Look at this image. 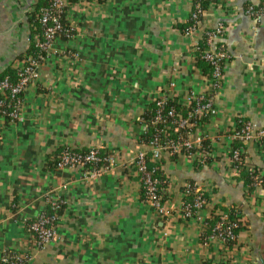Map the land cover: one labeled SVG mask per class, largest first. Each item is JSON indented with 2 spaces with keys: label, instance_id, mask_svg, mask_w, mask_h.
<instances>
[{
  "label": "crops",
  "instance_id": "obj_1",
  "mask_svg": "<svg viewBox=\"0 0 264 264\" xmlns=\"http://www.w3.org/2000/svg\"><path fill=\"white\" fill-rule=\"evenodd\" d=\"M35 1L0 0V69L25 51L29 34L23 13ZM249 4L258 8L264 0H215L204 8L199 28L189 33L183 26L193 0H107L105 10L92 15L72 9L82 32L72 41L53 42L39 66L38 83L24 93L21 117L6 121L0 116V256L5 248L17 256L26 250V221L46 205L47 190L65 199L56 235L44 248L32 249L24 264L212 261L217 246L201 243L202 222L179 213L182 186L192 180L212 187L203 219L216 204H232L244 220L235 244L222 255L238 264H264V181L250 198L229 158L235 138L227 135L239 113L264 126V12L256 19L245 11ZM219 22L229 59L224 85L214 99L217 112L189 138L193 147L207 138L211 157L199 165L181 150L173 157L163 153L162 168L171 179L163 201L167 212L159 214L141 198L139 177L130 165L149 148L138 140L146 129L140 114L160 93L188 103L194 93L207 90L209 77L195 64L192 43ZM68 45L79 51L76 59L64 56ZM241 142L247 168L256 164L263 177L257 142ZM64 144L116 149L122 162L84 181L78 167H48Z\"/></svg>",
  "mask_w": 264,
  "mask_h": 264
},
{
  "label": "built area",
  "instance_id": "obj_2",
  "mask_svg": "<svg viewBox=\"0 0 264 264\" xmlns=\"http://www.w3.org/2000/svg\"><path fill=\"white\" fill-rule=\"evenodd\" d=\"M19 2L20 0H14ZM49 5L41 6L39 8V20L42 26L41 32H34L36 45L45 51V54H40V59H37L33 54H24V59H15L14 64L18 68V79L15 82H11L6 76L0 78V90L6 89L8 95L3 94L0 97V116H9L10 121L17 120L21 117V109L24 104V93L30 87L38 83L40 78L39 66L43 60L49 56L52 52L53 42L57 39L58 33L61 31L66 34L67 38L65 41H72L75 36L79 35L82 30L76 24L73 16L72 9L76 8L81 10L84 15H92L96 13H101L105 10V4L107 0H76L75 3L69 2V0H48ZM201 0H193V8L190 12L189 20L190 23L183 29V33H189L195 31L199 28V25L203 19V10L201 6ZM215 5V0L210 2ZM209 3V5H211ZM211 5V6H212ZM32 9V5L27 6L24 10L23 16L26 17L28 10ZM245 11L251 16L258 19L260 15L264 12V4L255 8L252 4L247 5ZM27 23V22H26ZM28 25V24H27ZM224 33V25L219 22L213 28H204L203 33L200 38L196 39L192 43V48L197 50L199 48V39L204 40L203 47L201 48V56L207 59L212 65L213 70L209 77V86L205 92L199 94H193L192 98L195 99V107L190 111V114H198L199 117H207V119L213 118L214 114L217 112V107L215 105V97L220 95L224 85V69L225 65L228 63V55L224 49L223 43L221 42ZM29 34V32H28ZM30 38V34H29ZM63 54L66 58L70 57L76 59L79 55V51L68 45L67 48L63 50ZM254 83V82H253ZM251 83V85H253ZM253 86H248L249 90H252ZM10 97H14V103ZM171 96L168 92H163L157 95L156 99L157 105L161 106L167 99ZM179 100V99H178ZM6 106H11L9 109ZM168 116H174V109L170 107L167 111ZM241 114L239 113L238 116ZM237 116V115H236ZM162 117L160 113L155 116L156 120H161ZM188 117L173 118V123L176 124L174 131H179V128H185L189 125ZM164 131V129H162ZM192 131L187 130L184 139L172 140L165 137L163 142H160L158 136L153 137L149 143H146L151 151V156L154 159H158L165 152L171 150L177 152L182 149L187 150L193 147L190 135ZM206 135V134H205ZM235 139L241 141H255L257 146L264 157V126H257L251 119H246L242 122V126L239 129H233L229 134ZM165 136V135H164ZM79 146H73L66 144V147L59 154L54 169L57 168H72L78 167L80 170V178L84 181L89 180L90 177L100 174L103 170L114 167L116 164L122 162L120 159V154L116 149L107 148V153L104 156L99 155L98 146H90L88 150L84 153H79L78 150H74ZM147 150V149H146ZM146 150L139 152L134 158L130 160V165H133L134 170L138 174L140 186L145 188V195L142 198L146 202H150L154 207L155 211L159 214H165L167 209L161 200L162 194H159L157 190L158 179L152 177V170L146 169V164L144 160V154ZM243 150V145L238 147H230V161L233 169L237 164H244L246 162V157H241V151ZM78 151V152H77ZM190 156L194 155L201 157L203 162L204 158H207L211 154V149L206 150H192L188 153ZM99 160H103L100 165L97 164ZM170 177L168 178V184ZM254 188L247 194L250 198L257 195L258 185L264 181V176L261 177L259 174L254 175ZM166 191V190H163ZM188 192H194L195 198L193 201L182 200L179 206L180 216L187 220H200L202 223L204 219L201 217L202 209L209 203V198L205 194L211 197L212 187L207 184H197L192 182L190 185H186L183 189L184 195ZM169 196L166 193L167 200ZM45 202L51 205V209L54 210L53 213L46 212V205L40 209L38 214L27 223V228L30 232L29 244L25 251L21 252L18 256L10 252L9 249H4L1 252L0 264H24L25 259H27L32 251V249L44 248L56 235V223L54 220L59 219V215L55 213L56 209L63 203L65 199L59 193L53 191H45ZM228 209H234L235 218H231L228 209H218L216 211L217 218L211 228V232L202 242L203 246L208 247L211 245L217 246V257L212 260V264H238L235 261H230L228 257L222 255L223 252L228 253L231 249L228 244L229 241L237 240L238 232L236 229L240 230V221L242 217L235 205H226ZM166 234V232H163ZM233 242V245L235 244ZM232 245V246H233ZM246 264H251L247 261Z\"/></svg>",
  "mask_w": 264,
  "mask_h": 264
},
{
  "label": "trees",
  "instance_id": "obj_3",
  "mask_svg": "<svg viewBox=\"0 0 264 264\" xmlns=\"http://www.w3.org/2000/svg\"><path fill=\"white\" fill-rule=\"evenodd\" d=\"M212 0H201V6L202 8H205L209 5V3ZM69 2L71 3H75L76 0H69ZM49 5V1L48 0H36L33 4H32V9L28 10L26 13V17L25 20L27 22V27H28V32L30 34V38H29V42L28 45L25 49V51H21L19 53H17L16 58L18 59H24V54L28 53V54H33L34 56L37 57V59H40V54H45V51L43 49H41L39 46L36 45L35 42V37L33 36L34 32H41L42 31V26L38 17L39 14V8L41 6H47ZM257 7V6H254ZM190 23V20L188 19V21L185 23V25L183 26V29ZM58 37L59 39L65 40L67 38L66 34L63 32H59L58 33ZM199 48L197 50L194 51V59H195V64L200 67L208 76L211 74L212 70H213V65L205 58H203L201 56V48L203 47L204 44V40L203 39H199ZM7 77L11 82H15L19 75H18V68L15 66L14 62H10L8 63L5 67H3L2 69H0V78L3 77ZM6 94L8 95V91L6 89L4 90H0V97ZM15 97V96H14ZM14 97H10L11 99V105H12V101L14 100ZM14 103V101H13ZM195 99H191L188 103H184L181 102L177 99L176 96L170 97L169 99H167L161 106L157 105L156 103V99H153L152 101H150L147 105V107H145L143 109V111L140 114V118L141 121L146 123V129L141 132L140 134H138V140L144 144L149 143L150 140L155 137L158 136L160 142H163L165 137L167 136L168 138L172 139V140H177V139H184L187 130L193 131V129L198 125H205L206 121H207V117H199L198 114H190V111L193 107H195ZM11 106H6L5 108L9 109ZM170 107H172L174 109V116H168L167 115V111L168 109H170ZM160 113L162 119L161 120H156L155 122V116ZM180 117H188V121H189V125H187L185 128H179V131H174V127H176V124L173 123V118H180ZM6 121H9V116L5 115L4 116ZM248 118H245L244 116L240 115V116H236L235 117V124H236V129H239L242 126V122L244 120H246ZM164 129V131L162 130ZM165 135V136H164ZM264 141V140H263ZM233 147H238V146H242V142L239 139H235L231 142ZM66 147V144H64L54 155V158L47 161V165L50 168H54V165L56 164V161L58 159L59 154L62 152V150ZM90 146L86 147V146H79L78 148H75L74 150H78L79 153H84L88 150ZM99 149V155L102 157L104 155H106L107 153V148H103V147H98ZM211 149L212 146H209V140L207 138H204V140L201 142V145L198 147H192L189 148L187 150L182 149L181 151H183L184 153L188 154L190 153L192 150H206V149ZM77 151V152H78ZM177 152L171 150L170 151V155L171 157L175 156ZM246 152L243 150L241 151V157H245ZM209 157V156H208ZM204 158L203 161H208L209 158ZM211 157V156H210ZM201 157L196 156L195 157V162L196 164L201 165L202 161L200 160ZM144 160H145V164H146V169L147 170H152V177H156L158 179L157 182V192L159 194H162V198L161 200H165L166 199V193L168 195L167 191H163L167 189L168 187V178L169 176L165 173V171L162 168V163H163V155H161V157H159L158 159H154L151 156V151L148 148L144 154ZM102 162H104L103 160H99L97 162L98 165H100ZM234 164V163H232ZM234 167H236V169L240 172V176L239 178L243 181V184L246 186L247 189V193L249 191H252L254 188V175L259 174V172L255 169V165L252 166V168H247L249 167V164L247 162L244 161V164H237ZM188 185L192 184V180H189ZM186 184H184L182 186V188L184 189L186 187ZM140 195L141 198L144 197L145 195V188L143 186H140ZM207 196V198L210 199V196L208 194H205ZM184 200L186 201H193L195 198V193L194 192H188L184 195ZM65 206V203L61 204L59 206V208L56 209L55 213L57 215H60V213L62 212L63 208ZM46 212L47 213H53L54 210L51 209V205L49 203H46ZM218 209H228V207L226 205L223 204H216V206H214L212 208V210L210 211V214L208 216H206L204 218L203 221V225H202V230L200 233V241L201 243L205 240V238L208 236V234L211 232V228L217 218L216 215V211ZM229 210V214L231 218H235L234 209H228ZM33 219V218H32ZM32 219L27 220L26 222L29 223ZM57 222V218L54 220V223ZM245 223L244 220L240 221V227H244ZM236 231L238 232L239 229ZM235 241V240H234ZM233 240L229 241L228 246L231 248L233 245ZM12 254L13 252L10 251ZM224 254V252L222 253ZM201 264H212L211 259L208 258H203L201 261Z\"/></svg>",
  "mask_w": 264,
  "mask_h": 264
}]
</instances>
